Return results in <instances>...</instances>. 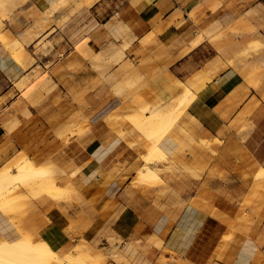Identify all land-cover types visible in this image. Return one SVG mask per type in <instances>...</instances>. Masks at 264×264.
Returning <instances> with one entry per match:
<instances>
[{
	"label": "crops",
	"instance_id": "crops-1",
	"mask_svg": "<svg viewBox=\"0 0 264 264\" xmlns=\"http://www.w3.org/2000/svg\"><path fill=\"white\" fill-rule=\"evenodd\" d=\"M15 1L25 2L16 22L7 25L10 39L36 31V21L47 16L42 37L52 49L32 57L52 88L26 98L16 84L31 67L0 39V170L26 158L64 174L68 179L58 189L75 197L38 206L23 218L0 210V240L18 241L34 227L60 255L85 241L94 254L116 250L122 264H156L162 253L165 264H211L229 234L216 217L227 216L208 200H194V191L196 178L219 172L225 181L211 178L212 191H226L248 212L222 259L212 263L264 264V183L257 179L264 171V77L255 89L257 58L238 57L263 35L254 26V11L264 26V3L216 0L213 10L215 0ZM228 18L235 21L231 32L219 31ZM208 36L221 43L225 56ZM117 51L124 58L115 62ZM126 73L142 84L119 96L114 86ZM197 73L208 79L199 90L190 87ZM186 90L189 104L159 143L165 160L147 164L146 129L130 104L155 109L169 103L173 109ZM146 167L158 175L148 181L163 180L158 171L169 173L168 188L141 178Z\"/></svg>",
	"mask_w": 264,
	"mask_h": 264
},
{
	"label": "bare ground",
	"instance_id": "bare-ground-1",
	"mask_svg": "<svg viewBox=\"0 0 264 264\" xmlns=\"http://www.w3.org/2000/svg\"><path fill=\"white\" fill-rule=\"evenodd\" d=\"M94 1L95 0H82V2L79 1L80 3H77V2L76 3L79 4V5L80 4L92 5L94 3ZM6 2H7V0H0V10L2 12L6 11L5 10V6L7 5ZM61 2H62V0L60 1V3ZM208 2H210V0H206L205 4H208ZM60 3H57V4L54 5V7H56L55 9H57V6L60 5ZM218 4L219 3H217L216 0H215V2H213L211 4V5H213L212 6L213 10L218 7ZM203 6H205V5H203ZM89 9H90V6H89ZM49 11L50 10H48V12ZM42 14H44V13H42ZM45 14L48 15V13H46V12H45ZM40 17H43V15L40 16ZM46 17L47 16H45L44 18H46ZM44 18H40L37 21V27L39 29H43V27H44L43 26L44 23H45L44 22L45 21ZM2 27H3V22L0 20V30L2 29ZM22 37H23L22 40L24 42H26V43L30 42V40H31L29 33L23 34ZM0 39L5 43V38L4 37H0ZM202 39H203L202 35L197 37L192 43V48L197 46L202 41ZM256 42L260 43L264 47V35H259L256 39H254V41L250 45H254V43H256ZM19 45H21V41L19 39L14 40L13 42L6 44V46L8 48H10V50L11 49H15ZM117 52H118L117 54L115 52L116 56L114 55V58L116 59L115 62L124 58L122 56L121 52H119V51H117ZM245 52L246 51H243L242 53H240V55H238V57L243 55ZM28 59H29V57H27V56H23L22 58H20V60L23 63H26ZM259 63H262V65H264V52L262 54L258 55L257 59H256V62H254V88L255 89L258 88V82L256 81V78H257L256 77V73L260 69V64ZM38 67H40V66L37 65V67L34 68L32 73L28 77V79H34L35 77L40 78V76L46 74L43 71L41 75L37 76L36 75V69ZM128 74H127V76H128ZM198 75L196 77H194L193 80H191V82H190L191 86L190 87L196 88L201 82L203 83L205 81H208V79L207 80H200L204 76L203 74H202L203 75L202 77L199 75V78H198ZM127 76H125L124 80H121V82L117 83L116 86H114L115 87L114 88L115 92L119 96H123V94L125 92V89H127V88L128 89L130 87L131 88L132 87L138 88V87H136L138 82L142 81L141 79L138 80V78L135 77L136 75L134 76V75L130 74L128 77ZM49 77H50L49 75L43 76L41 78V80L38 82V85L41 86V84H43L44 82L46 84H51L52 82H50L51 80H49ZM45 83L43 84V87L41 86L42 89L45 88L44 87ZM141 84H140V86H141ZM50 86H49V89L52 88ZM41 87L33 88V89L29 90L25 94L26 98H29L38 89H41ZM42 89H41V91H42ZM44 91H45V89H44ZM190 93H191L190 90H186L185 94L177 97L176 100L179 102V105L176 106L173 109L169 108V106H168L169 103L167 105L163 104V106L162 105L158 106L155 109L149 108L150 105H149V107H144V106H141V105H139L137 103H133V104L131 103L130 104L131 107L129 106L130 107L129 109H130L131 115L133 114L134 115L133 117H135V115H137L136 119L139 118V120H140V117L142 116L141 117L142 120L137 121V122L138 123L140 122V123H142V125H144V127L146 129L145 132L147 133V136L152 138L151 149H150V151L148 150L149 153L147 154V157L146 156L144 157V159H145V161L147 163L150 164V162L153 160L155 154H157V151L160 150V147H159L160 141L165 137L166 132H168L169 130H171L174 127V125L176 124V122L178 121L180 116L182 115L183 110L189 104V101H190L189 97L191 96ZM187 96H189V97H187ZM158 101H159V99H158ZM121 108H122V110H123V108L128 109V107L127 108L126 107H121ZM121 114H123V113H121ZM126 114L127 113H125L124 115H126ZM138 123H136V124H138ZM139 125H141V124H139ZM119 128H120V126H119ZM66 129H68V128H66ZM146 141H149V140H146ZM139 144H142V143H139ZM144 147H145V145H144ZM14 169H15V171H12ZM49 175H54L55 176V175H58V174L56 173V171H54L52 169H46V168H44L42 166L37 167L31 161H29L26 158H22V159L18 160V162L16 164H14L13 167L8 166V167L0 170V200H2L1 201L2 204H0V207H2L1 205H6V207L8 209L9 208L13 209L14 206L12 207V203L15 202L14 200L20 201L19 197H17L18 195H16V192H17L16 189H15V187H13V184L16 181H18L19 183H25V181L28 182V183L25 184V187H26L25 189L27 190V186H28V184H30L29 181H34L37 178H40V176L44 177V176H49ZM54 176H52V178ZM140 177L143 178V179L145 178V179L148 180V179H157L158 175L153 169H151L150 167H146L145 171H143L141 173ZM40 179H42V178H40ZM101 179H102V177H101ZM35 182H36V185H37L38 184L37 183L38 180H36ZM35 182H32L33 186H35L34 185ZM47 182H48V180H47ZM258 182H260V184L264 183V171L263 170H261L259 172ZM40 183H41V181H40ZM42 184L44 185L43 182H42ZM33 186H31V187H33ZM50 186L52 187L51 183H50ZM259 186H261V185H259ZM31 187L29 189H31ZM55 187L56 186H53L52 189H50V192H52L51 190H53V188L55 190H57V187L56 188ZM47 189H49V188H47ZM37 190H39V189L37 188ZM33 192H34V190H33ZM39 192L41 193V190ZM23 198H25V197H23ZM20 199H22V197ZM19 203H21V202H19ZM32 236H36V233L35 232L32 233L31 231H29V232H27V234H25L23 237H21L18 241H15V242H10V241H7V240H0V264H52L53 262H56V263H63L64 262L66 264H95V261L93 259L98 260V259H101L102 257H104V255H102L101 253L93 255L92 254V249L89 248L88 245L84 246V248L78 247L72 253L61 254L60 255V254L55 253L42 240H37L36 242H33L32 238H31ZM233 236L234 235L231 236L230 240L232 239ZM110 255L112 257H114L116 260L123 259L122 258L123 256L118 254L116 252V250H115V252L111 253ZM163 264H165L164 261H163Z\"/></svg>",
	"mask_w": 264,
	"mask_h": 264
},
{
	"label": "rangeland",
	"instance_id": "rangeland-1",
	"mask_svg": "<svg viewBox=\"0 0 264 264\" xmlns=\"http://www.w3.org/2000/svg\"><path fill=\"white\" fill-rule=\"evenodd\" d=\"M25 1H20L18 5H16V1L14 2V0H7V5L5 6V10L4 12H2L0 10V20L3 22V27L0 30V37H4L5 38V43H11L14 40L19 39L21 41V45H19L18 47H16L15 49H11L12 53L15 55V57L19 60L20 58H22L23 56H27L29 57V59L27 60L26 63L24 64H29V66L31 67V72L34 70V68L37 67V65L41 66L40 63H37V61L32 57L34 56L36 57H41L43 55H49L50 54V50L52 49V43L49 42L46 37H42V32L44 30L43 29H39L37 27V20L35 23V29L36 31H27L24 33H20L18 38H12L10 39L8 35H10V33L8 32V30H6L7 25L8 24H14L16 22V18L18 17V13H16V10L18 9L19 6L24 5ZM264 3V0H254V7L260 6L259 4ZM67 5V4H66ZM213 9V8H210ZM24 13V12H22ZM256 15L257 12L254 11V26L258 27V29H263L264 30V26L262 25H258L257 23V19H256ZM235 21L234 19H230L228 18L223 24L218 25V29L219 31L225 32V33H229L231 32L230 30H228V27H230V24H234ZM5 30V32H4ZM259 32V31H258ZM30 34V42L26 43L24 42L22 39V35L23 34ZM260 33V32H259ZM261 34L264 35V31L261 32ZM209 41L210 44L214 47V49L216 50V52H218L219 54L225 56L221 51H220V45L221 43L215 39H213L214 37H209ZM233 40L232 41H238V36L237 35H232L231 37ZM253 39V38H252ZM240 41L242 43H245L244 46H246V44H249V42L247 41H243L242 39H240ZM249 41V39H248ZM25 45H31V47L26 48ZM33 45V46H32ZM264 52V47L263 45H261L260 43L256 42L254 43V45H249L248 48L246 49V52L243 54L244 56L249 57V59L253 58L256 59L258 55L262 54ZM37 59V58H36ZM256 61V60H255ZM229 65L233 66V67H237L238 65L236 64L235 61H231L229 60ZM260 64V69L259 71L256 73V81L258 82V84H260L263 80H261V78L264 77V65H262V63ZM51 64H47L46 68L49 70ZM47 70V71H48ZM38 71V72H37ZM43 72V69L41 67H38L36 69V75H41ZM30 74L22 79L19 83L16 84V86L18 87L19 90L23 91V95L25 96V94L33 89V88H39V87H43V84H41V86L38 85V82L41 80V78L45 75H49V74H45L40 76V78L35 77L34 79H28V77L30 76ZM50 80V77H49ZM51 82V81H50ZM264 82V81H263ZM49 83V82H48ZM204 84V82L200 83L195 90H199L200 87H202ZM48 84L45 83L44 87L47 86ZM41 87V88H42ZM26 97V96H25ZM170 132V130L168 132H166L165 136ZM146 140H149L146 142V146H147V151L151 149L152 146V138L148 137L146 135ZM148 151V153H149ZM165 152L160 148V150L157 151V154H155L153 160L150 163H155V161H164L165 160ZM147 163V162H146ZM149 164V163H147ZM160 177L161 175H163L162 177L166 178L167 175L169 173H167L166 171H158ZM179 177L178 179L180 181H182V179L184 178L183 175L181 174V172L179 171ZM52 176L54 175H49V176H40V178H37L36 180H38V184L36 185V180L34 181H29L30 184H28L27 186V190L25 189V184L28 183L25 181V183H19L18 181H16L13 184V187H15L16 189V195H18L17 197H19L20 201L14 200L15 202L12 203V211H14V215H18L17 217L19 218H23L24 216H27L28 214L32 213L34 210H36L38 208V206L41 205H47L49 202H55L58 203L59 201H65V202H69L70 200H72L75 195L72 194V192H68L65 189H58L60 188V183H63V181L65 179H68L66 176H64V174L61 175H55L53 178ZM57 177V178H56ZM214 177H219L220 179H222L223 181H225V178L222 174H220L219 172H212L210 173V176L205 177L204 179L202 177L196 178V183H195V199L194 200H208V202L211 203V205L221 211L222 214H225L227 217H216L217 219L221 220L227 227L228 231L227 233L228 236L224 237V239L226 238V240H224L222 246H224L223 248H220L215 256L216 259L221 260L222 257V253L224 252V250L228 247V245L233 241L234 236L232 237V239L230 240L232 233L233 235L235 234L237 227H238V222H240L241 220H243V216L248 212V210L246 208L241 207L240 202L236 203V200L234 198L230 197V194L227 193L226 191H223V193L221 195L215 194L216 192L212 191V187H210L208 185V181L211 178ZM163 180H158V181H148L149 183H151L152 185H164L165 187L168 188L166 182ZM53 179V180H52ZM258 179V178H257ZM48 180V182H47ZM41 181V183H40ZM32 182H35L33 186ZM42 182L44 183V185L42 184ZM54 182V183H53ZM50 183L53 186L57 187V190H55L53 188V190H51L52 192H50V189H52V187L50 186ZM24 185V186H23ZM33 186V187H31ZM37 186V187H36ZM49 186V187H48ZM31 187V189H29ZM55 187V188H56ZM37 188L39 190H37ZM43 190H42V189ZM49 188V189H47ZM67 189V188H66ZM29 190V191H28ZM34 190V192H33ZM37 190V191H36ZM41 190V193L39 192ZM45 190V191H44ZM49 190V191H48ZM43 191V192H42ZM49 192V193H48ZM24 194V195H23ZM39 196H38V195ZM22 197V199H20ZM25 197V198H23ZM222 200V201H220ZM2 200H0V204H2L1 202ZM21 202V203H19ZM19 203V204H18ZM14 204V205H13ZM218 204H222L224 205L223 207H219ZM2 207H0V210L5 211L6 209H8L6 207V205H1ZM11 211V212H12ZM7 213V212H6ZM215 217V216H214ZM230 222H229V221ZM31 231L32 233L35 232L36 236H32V240L33 242H36L37 240H40L38 237V230L35 229L34 227H31V229L27 230V231H23L22 232V236L23 237L25 234H27V232ZM88 243L83 241L81 244H79L76 248H74L73 246H71V252H74L78 247L84 248V246H86ZM89 245V244H88ZM90 246V245H89ZM94 255V253H92ZM164 253H162L156 260V264H163V260L162 258H164ZM215 258L213 259V261L215 260ZM95 261V264H122L123 259L120 260H116L114 257L110 256V255H106L104 257H102L101 259H93ZM212 261V262H213ZM211 264H216V263H212ZM264 262V260H263ZM52 264H66V263H56L53 262Z\"/></svg>",
	"mask_w": 264,
	"mask_h": 264
}]
</instances>
